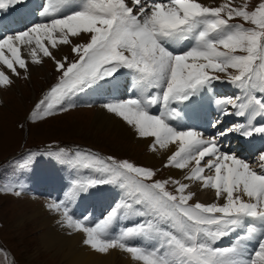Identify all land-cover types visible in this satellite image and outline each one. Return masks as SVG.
Returning a JSON list of instances; mask_svg holds the SVG:
<instances>
[{
  "label": "snow or ice",
  "instance_id": "6c2138e0",
  "mask_svg": "<svg viewBox=\"0 0 264 264\" xmlns=\"http://www.w3.org/2000/svg\"><path fill=\"white\" fill-rule=\"evenodd\" d=\"M19 3L0 0V10ZM39 16L42 22L0 37V87H10L20 70L27 78L29 61L38 65L48 58L59 73L29 119L65 111L75 95L115 80L126 69L133 81L131 95L113 97L103 107L139 138H149L151 151L172 146L165 167L186 169L185 180L215 191L213 202L193 204L194 193L181 180L156 179L153 169L127 159L60 149L57 159L70 158L80 175L64 199L47 205L58 223L82 233L83 244L92 250L119 249L134 264H264V149L259 150L260 166L253 167L219 143L229 133L264 134V123H254L264 116V0L251 10L247 3L213 7L199 0H43ZM235 18L251 26L230 22ZM61 45L76 58L54 56ZM216 82L236 85L241 94L214 98L218 116L211 127L222 126V118L230 115L246 123L208 137L173 123ZM34 155L29 153L22 167L30 166ZM170 182L174 191L168 190ZM103 184L119 189V201L100 218L76 217L69 205ZM18 187L0 186V191L20 195ZM133 215L138 222L123 226ZM230 236L229 246H218Z\"/></svg>",
  "mask_w": 264,
  "mask_h": 264
},
{
  "label": "rangeland",
  "instance_id": "374dc122",
  "mask_svg": "<svg viewBox=\"0 0 264 264\" xmlns=\"http://www.w3.org/2000/svg\"><path fill=\"white\" fill-rule=\"evenodd\" d=\"M221 1L219 5L231 3L235 6L247 3L250 10L258 2V0ZM31 21L35 20L30 18L28 22ZM230 22L243 23L245 27L251 26L244 22L242 18H235ZM68 58L74 60L76 57L72 53ZM52 64L51 67L44 64L38 71L27 73V78H25L24 73L23 78H21L22 81L19 79L20 76L17 77L15 84L13 83L10 87H7L11 90L9 92L5 91L7 88L0 87V186L14 184L19 186L17 191L27 190L31 184L38 183L44 178L43 170L53 173L60 172L56 165L59 150L64 149L70 154L77 150L73 148L65 149L61 146L64 144L91 146L98 155L105 158L112 156L117 159H127L139 166L153 169L157 173L156 179H167L164 177L165 174L159 170V166L157 168L154 164L148 163L144 155L136 153L134 149L127 148L112 135L104 132H101V134L90 128L92 126L90 125L91 112H89V106H80L81 104L75 96L72 98L71 106L67 107L65 111L55 112L42 120L29 119L36 100L41 98L59 77L54 62ZM34 65L36 66V64ZM229 71L234 70L230 69ZM220 76L226 77V74L221 73ZM82 109L88 110L81 111ZM15 136L16 138H14ZM35 147H38L37 151ZM27 149H30V151L26 152ZM21 152L24 155L19 157L18 155ZM29 153L35 154L34 158L30 166L22 167ZM62 161L66 164L68 170L73 166L70 158H65ZM60 173L66 175V170H61ZM27 176L30 177V181L25 183ZM167 187L169 191H174V185L171 182ZM51 191L49 194L54 197ZM210 192L215 191L209 187L204 193L210 194ZM65 193L62 191L55 198L58 200L64 199ZM34 197L26 196L23 193L16 195L15 191H0V249L3 250L0 251V264H47L44 262L49 260V256H43L44 259L37 260L32 256L33 252L29 251L30 248H35V243H31L35 235L32 234L25 239L22 232L17 231L14 228L15 224L10 221L16 218V213L21 212L20 206H16V202L31 201ZM199 202L203 203V201ZM48 264L59 263L48 261Z\"/></svg>",
  "mask_w": 264,
  "mask_h": 264
},
{
  "label": "bare ground",
  "instance_id": "6f19581e",
  "mask_svg": "<svg viewBox=\"0 0 264 264\" xmlns=\"http://www.w3.org/2000/svg\"><path fill=\"white\" fill-rule=\"evenodd\" d=\"M199 2L204 3L207 6H218L222 1L199 0ZM30 13H32V11L30 10L29 5L17 8L16 10V15L25 21L26 27H29L35 22H28L30 18L34 20L40 19L39 13L37 11H35L34 17L32 15H29ZM83 40H86V38H82V41ZM76 42L77 41L75 40L73 41V43ZM21 51L22 55H25V58L27 59L25 50L22 48ZM53 55L58 59L65 56L69 57L70 55H72L71 48L67 45H61L58 49L53 50ZM52 63L53 61L48 58H44L42 64H36V66L29 61L28 73L38 71L44 64L45 66L51 67L53 66ZM20 72L21 75L19 79L22 81L21 78H23L22 75H24V71L20 70ZM127 74L130 73L127 71ZM12 78L14 81L13 83L15 84L17 77ZM108 84L103 83L101 87L93 88L91 90H88V92L95 93L100 88ZM5 91L9 92L11 90L7 88ZM83 110L88 109H82L81 111ZM89 110V112H91L90 125L92 126L90 128L98 131L99 133L104 132L105 134L112 135L117 141L125 145L127 148L134 149L136 153L138 152L141 155H144L145 160L148 163L154 164V166L157 168L159 166V170L165 174V178L168 179L169 177H172L174 179H178L182 182L188 183L189 188L187 189V191L194 193V196L190 203L194 204L196 202L203 201L204 204H207L215 200V192L205 194L204 192L208 188L203 187L200 181H189L184 179L185 175L187 174L186 169L181 170L174 167L164 166L167 160V156L170 155L171 151L174 150L172 146H169V149H163L153 152L149 149V138H139L134 130L126 124V122L122 121V119L116 117L114 114L107 112L103 105L99 104L97 106L89 107ZM183 114L186 117L192 116L194 114V108L191 106L185 108ZM14 138H16V136ZM205 174L207 175L211 173L206 172ZM50 185L52 187L51 193L55 198L58 196V194L54 192L52 182H50ZM114 195L116 197V201H119L120 193L119 191H113L111 185L98 186L90 189L87 192L88 197L86 198V200L81 201L82 207H80L75 212V216L79 218L83 214L84 216H88L90 219L100 218L101 214L103 213V207L109 206V203L112 202ZM49 203H51V201L40 198L39 196H35L31 201H23L19 203L16 202V206H20L19 209L21 212L15 214L16 218H13L14 220H10L11 223L15 224L14 228L17 231L22 232L25 239H27L32 234L35 235V237H33V241H31V243H35V248L29 249V251L33 252L32 256L35 259L41 260L43 256H49V260H46V262H44L47 264L48 261L59 264H134L130 254L122 250L112 249L108 253L102 254L92 250L88 246H85L82 242V233L74 232L66 227H62L58 223V215L48 210L47 205ZM78 203H80V201H78ZM138 219V217L133 215L131 217V220L126 219L123 221V226L136 222V220ZM18 220L20 221L17 222ZM232 240L233 237L231 236L225 237L221 242H219V246H229L232 243ZM254 247V241L249 243L250 250Z\"/></svg>",
  "mask_w": 264,
  "mask_h": 264
}]
</instances>
